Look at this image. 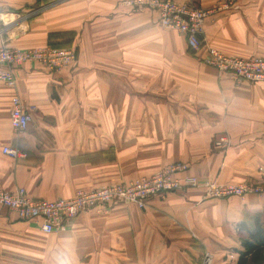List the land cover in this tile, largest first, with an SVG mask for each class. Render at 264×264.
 Wrapping results in <instances>:
<instances>
[{
    "label": "crops",
    "instance_id": "crops-1",
    "mask_svg": "<svg viewBox=\"0 0 264 264\" xmlns=\"http://www.w3.org/2000/svg\"><path fill=\"white\" fill-rule=\"evenodd\" d=\"M124 0H0V46L73 47V65L37 63L0 83V189L71 197L184 162L201 181L264 183V82H236L201 61L206 45L264 57V0H191L204 9L201 48ZM180 2L188 0H176ZM206 45H205V44ZM34 105L26 130L9 123L11 97ZM226 135L224 150L215 145ZM17 146L26 156L2 153ZM264 204L255 195L210 198L201 188L118 203L76 216L64 231L0 206V264H238ZM264 264V262L262 263Z\"/></svg>",
    "mask_w": 264,
    "mask_h": 264
},
{
    "label": "built area",
    "instance_id": "built-area-1",
    "mask_svg": "<svg viewBox=\"0 0 264 264\" xmlns=\"http://www.w3.org/2000/svg\"><path fill=\"white\" fill-rule=\"evenodd\" d=\"M122 4L130 10L155 12L158 25L182 34L187 47L194 52L202 46L200 38L204 34V23L208 15L229 8V3H222L218 7L204 9L191 0H124ZM205 49L201 61L219 73L229 74L236 82H264V57L229 55L211 45H206ZM75 58L73 47L46 44L33 48H12L1 45L0 83L14 88L15 69L24 63H37L49 72L59 73L71 67ZM34 110L35 106L25 104L18 93L12 95L9 123L15 135L20 136L26 130ZM215 145L225 150L229 145L228 137H218ZM1 150L13 158L26 156L17 146L5 145ZM187 170V163L172 162L150 175L92 189H77L71 197L53 200L33 198L23 187H16L12 191L0 189V206L13 211L23 220L34 222L43 233L52 234L67 229L71 221L81 213L105 211L118 203L144 208L150 197H164L169 192L184 188L199 187L203 195L210 198L255 195L264 204V183H221L209 179L201 181L194 175L181 177L180 174ZM208 259L206 255L202 264H208Z\"/></svg>",
    "mask_w": 264,
    "mask_h": 264
},
{
    "label": "trees",
    "instance_id": "trees-1",
    "mask_svg": "<svg viewBox=\"0 0 264 264\" xmlns=\"http://www.w3.org/2000/svg\"><path fill=\"white\" fill-rule=\"evenodd\" d=\"M264 262V225L255 220V227L250 232V241L243 243L240 251L238 264H262Z\"/></svg>",
    "mask_w": 264,
    "mask_h": 264
},
{
    "label": "rangeland",
    "instance_id": "rangeland-1",
    "mask_svg": "<svg viewBox=\"0 0 264 264\" xmlns=\"http://www.w3.org/2000/svg\"><path fill=\"white\" fill-rule=\"evenodd\" d=\"M164 29V28H163ZM166 30H172V31H175V32H177L176 30H174V29H166ZM48 45H50V44H48ZM52 46V45H51ZM167 166V165H166ZM165 167V166H164ZM163 168V167H162ZM161 169V168H160ZM159 170V169H158Z\"/></svg>",
    "mask_w": 264,
    "mask_h": 264
}]
</instances>
